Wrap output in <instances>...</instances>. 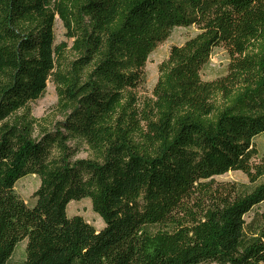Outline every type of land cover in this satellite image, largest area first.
Wrapping results in <instances>:
<instances>
[{"label": "trees", "instance_id": "1", "mask_svg": "<svg viewBox=\"0 0 264 264\" xmlns=\"http://www.w3.org/2000/svg\"><path fill=\"white\" fill-rule=\"evenodd\" d=\"M177 27L194 32L141 97ZM218 46L229 61L203 79ZM49 81L47 121L31 104ZM263 134L264 0H0V264L25 240V264H264ZM235 170L250 183L213 179ZM81 199L103 228L68 215Z\"/></svg>", "mask_w": 264, "mask_h": 264}, {"label": "rangeland", "instance_id": "2", "mask_svg": "<svg viewBox=\"0 0 264 264\" xmlns=\"http://www.w3.org/2000/svg\"><path fill=\"white\" fill-rule=\"evenodd\" d=\"M194 30L192 28L177 27L171 34L161 43H159L153 52L148 56L145 63V85L139 89L138 93L141 97L151 96L154 85L159 77V65L165 60L169 54L172 45L182 44ZM55 37L56 44H65L67 55L69 53L72 40L68 38L65 26L57 18L55 23ZM229 61V54L225 47L218 46L213 49L209 63L202 70L203 79H213L224 72V69ZM58 96L54 84L49 81L45 94L31 104L32 114L39 119L45 118L47 121L53 119H60L62 116L57 111ZM254 145L257 153L260 155L264 152V134L256 137ZM90 156V152L85 145H81V150L77 155L78 158H86ZM215 182L219 181H237L240 183H250L247 175L240 171H229L222 175H217L214 178ZM40 179L36 175H28L20 178L16 184L15 189L17 193L25 200L26 203L31 205L34 202L33 193L39 187ZM67 213L69 216L79 214L91 223L97 230L104 226V221L99 214H97L92 207L90 199H81L79 201L72 200L67 206ZM27 241L18 244L13 256L8 264H25V248ZM217 264V263H210Z\"/></svg>", "mask_w": 264, "mask_h": 264}]
</instances>
